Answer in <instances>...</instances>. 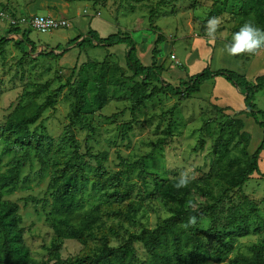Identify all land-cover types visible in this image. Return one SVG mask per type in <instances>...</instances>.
Segmentation results:
<instances>
[{
  "label": "trees",
  "instance_id": "trees-1",
  "mask_svg": "<svg viewBox=\"0 0 264 264\" xmlns=\"http://www.w3.org/2000/svg\"><path fill=\"white\" fill-rule=\"evenodd\" d=\"M217 2L215 6L219 4ZM223 2L228 4L223 9L229 10L235 21L231 36L249 21L264 29V0ZM168 3L172 0H157L150 8L148 18L151 27L158 8ZM3 7V10L11 11L7 4ZM212 14L214 12L205 20ZM29 31L10 26L6 32L20 35V38L13 40L0 36V55L10 41H14L21 59L34 52L36 46L28 38ZM161 40L159 33L151 49L150 64L144 65L137 55L134 40L127 32L117 31L101 37L96 30L88 28L85 34L68 40L66 46L74 45L80 51L86 45L111 47L123 44L126 69L111 60L113 55L110 53L99 61L88 58L78 67L71 68L65 83L56 88H50L49 82L35 83L22 93L23 101L11 107L0 126V141L5 143L3 149L13 153L9 167L2 171L0 152V264L221 263L232 253L234 239L250 233L251 218L260 217L256 203L249 199L242 187L254 173L264 177L258 165V157L264 150V111L254 103L255 92L264 89V75H258L254 82H250L245 75L234 70L212 69L206 65L176 85L165 82L161 78L164 67L162 63L158 64L157 59V43ZM64 52L42 49L38 57L55 59ZM215 77H222L242 90L244 109L217 122L218 132L210 138L208 171L194 177L187 187L176 189L178 176L162 177L147 171L146 165L151 159L149 154L137 159L134 164L141 178L145 173L152 177L153 187L148 194L158 198L168 208L169 215L151 228L143 226L135 231L127 228L123 234L119 233L121 228L134 221L143 203L140 197L137 200L131 197L134 184H122V171H105L106 152L91 153V135L96 131L94 123L97 117L114 123L115 129L126 135L139 123L138 114L148 101L166 94L177 96L180 102L199 92L202 84ZM65 90L69 102L64 132L65 139L73 147L70 152H62L60 144L54 146L53 138L41 121L38 122L44 110L53 108ZM113 100L126 101L128 106L118 112L101 115L98 110ZM175 108L176 104L166 111L171 115L164 129L166 137L173 135ZM213 109L218 113L222 110L218 106ZM126 111L130 118L121 120ZM242 114L251 117L262 129L261 141L252 152L247 148L250 135L244 130ZM211 121L210 117H203L202 129L208 130ZM78 129L90 131L84 139V152L80 151L75 139ZM166 139L158 138L157 146L166 143ZM203 143L201 140V147ZM31 152L42 167L49 164L52 168L47 185L51 201L46 215L51 228V243L41 260L34 258L24 243L25 231L18 204L3 197L4 190H12L19 183L22 167ZM85 157L94 160L96 165L92 171L85 169ZM88 195L97 203L85 208ZM138 196H141V191ZM125 200L127 203L122 205ZM218 213H223V217L220 218ZM205 218L208 224L201 229L198 224ZM105 220L114 223L106 229ZM111 236H117L121 241L112 244ZM66 240L75 241L83 248L88 246L89 251L83 255L63 257L61 250ZM89 240H96L98 244L90 247ZM230 264H264V243L251 245L249 253L236 252Z\"/></svg>",
  "mask_w": 264,
  "mask_h": 264
},
{
  "label": "rangeland",
  "instance_id": "rangeland-1",
  "mask_svg": "<svg viewBox=\"0 0 264 264\" xmlns=\"http://www.w3.org/2000/svg\"><path fill=\"white\" fill-rule=\"evenodd\" d=\"M3 1L5 0H0V9L4 8ZM66 1L71 3L73 10L78 9L82 13L83 18L78 23V20L71 22L68 19L69 27L49 31L30 29L28 38L35 44L36 50L29 52L28 49L29 55L22 59L14 41L4 46L3 55H0V126L11 107L23 101L21 95L24 90H30L35 83L44 82H49L50 88H56L65 83L72 67H78L88 58L99 61L107 53L113 52L111 60L114 59L119 66L126 69L125 50H122L125 46L122 44L111 48L86 45L80 51L78 47L66 46L68 40L83 35L85 26H89L90 23V28L98 29L101 37L117 31L127 32L134 40L137 55L139 54L138 57L144 65L150 64L151 49L160 33L162 40L157 43L159 49L157 59L164 67L161 78L174 85L199 72L206 65L212 69L216 66L237 71L245 75L250 82H254L256 76L264 75V50L255 55L232 56V60L223 57L217 61L218 64L215 61L211 64L212 57L208 59V63L202 62L203 59H198V54L202 49L214 50L219 42H231V29L235 21L229 10L223 9V6H228L223 2L224 0H217L219 4L216 6L214 4L216 0H172V3L158 8L157 14L153 17V27L149 24V10L155 6L157 0ZM9 9L11 10L10 7ZM97 12L98 15H96ZM213 12L212 17H218L221 21L214 39L207 34V21L212 17L205 20ZM12 13L16 14V12ZM106 21V27L101 28L100 26L105 25L101 22ZM8 28L6 22L0 21V36L13 40L20 38V35L8 34L6 32ZM39 45L42 47L38 48ZM42 49L53 51V53H60L63 50L65 52L55 59H47L44 56L38 57ZM189 52H193L192 55L196 54V56H189ZM210 55L209 53L208 57ZM125 71L126 74H130L128 70ZM214 79L202 84L199 92L180 102L177 96L166 94H160L153 101H148L138 114L139 123L126 135H121L115 129L114 123L97 117L94 123L96 131L91 135V153L106 152L107 160L103 163L105 171L107 173L122 171V184H134L135 188L131 197L136 200L140 197L143 203L134 221L126 224L123 229L119 230V233L123 234L127 228L131 231L143 226L151 228L157 221L169 215L168 208L158 198L148 194L151 193L153 187L152 177L145 173L142 175L143 179L141 178L138 174V167L134 164L137 159L149 154L151 159L147 162L146 170L150 173L156 172L162 177H179L181 172L189 169L194 177H198L208 171L211 162L210 138L218 132L217 122L226 115L244 109V104L241 103L242 90L235 87L238 91L236 96L233 90L229 92L223 82ZM68 102L65 90L58 96L55 106L45 109L38 121H41L46 132L53 138L54 146L62 145V152H70L73 149L65 139L64 132ZM254 103L264 111V89L255 92ZM174 104L176 108L172 118L176 121V125L173 135L166 137L164 129L171 117L166 111ZM127 106L126 101L113 100L98 112L101 115H109ZM214 106L222 110L218 113L213 109ZM203 117H210L212 120L208 130L202 129ZM240 117L244 121V130L250 135L247 148L249 152H252L261 141L262 129L251 117L245 114ZM128 118H130L128 111L120 117L121 120ZM88 133L90 131L79 129L75 132L77 146L81 152L85 151L84 139ZM158 138H167L166 143L157 146ZM201 140H204L202 147L200 146ZM4 144L0 141L2 171L9 167L13 156L12 152L3 149ZM95 165L94 160L85 157L86 170L92 171ZM258 165L264 173V150L258 157ZM51 173L52 168L49 164L42 167L31 152L29 159L22 167L19 183L12 190L3 191L4 198L18 204L25 231L24 243L30 249L32 256L40 260L47 254L46 247L51 243V228L46 221L51 201L47 192ZM242 188L249 199L256 203L260 218H251L250 233L234 239L233 251L223 262L205 264H230L236 252L249 253L251 245L264 243V177L254 173ZM140 191L141 196H138ZM127 201H123L122 205H125ZM84 203L87 208L97 202L88 195ZM223 215V213H218L220 218ZM110 223L114 222L105 220L104 227L107 229ZM207 224L208 219L205 218L198 226L204 229ZM120 241L119 237L111 236L112 244ZM97 244L96 240L88 241L90 247ZM61 251L62 256L66 257L86 254L89 249L88 246L83 248L75 241L66 240Z\"/></svg>",
  "mask_w": 264,
  "mask_h": 264
},
{
  "label": "crops",
  "instance_id": "crops-1",
  "mask_svg": "<svg viewBox=\"0 0 264 264\" xmlns=\"http://www.w3.org/2000/svg\"><path fill=\"white\" fill-rule=\"evenodd\" d=\"M3 3L7 4V6L11 8V11L16 12V14L32 15V14H39V13L45 12V13H43V15H51V16L58 17V18H65L67 20L69 19V21H71V22L74 20H76V21L78 20L77 23L79 22V20H81L83 18L82 13L78 9L73 10L71 3L69 4V2L66 0H5V1H3ZM38 11H40V12H38ZM96 15H97V13H96ZM90 24H89V26H85V29L82 32L83 34H85L87 32L88 28H90ZM101 24L102 25L105 24L104 26H100L101 28L106 27L107 21L101 22ZM94 30H96L98 32V29H94ZM224 44L225 43H223V42H219L218 44H216V46L217 45L218 46L214 50L202 49V51L198 54V59H203L202 62L206 61V63H208V59L210 57H212V60L210 61L211 64L214 61L216 62V64H218L217 61L221 60L223 57L227 58L228 60H232L233 57L229 56L227 54H225L223 56L219 55L218 50ZM118 45H121V44H118ZM114 46H117V45H114ZM114 46H111V47H114ZM37 47L41 48L42 46L39 45ZM70 47L73 48L75 46L70 45ZM122 50H125V47L122 48ZM109 53L114 55L113 52H109ZM192 53L193 52H191V53L189 52L188 53L189 56H193V57L196 56V54L192 55ZM209 53L211 55L208 57ZM138 56H139V54H138ZM158 64H160L159 61H158ZM213 65H214V63H213ZM215 69H219V68H217L215 66ZM222 79H224V78L217 77V79H214V80H219L220 82H223V84L229 89V92H232V90H233L234 91L233 93L237 96L238 91L235 90V86L231 85L225 79L224 80H222ZM236 92H237V94H236ZM241 103L243 105V99L242 98H241Z\"/></svg>",
  "mask_w": 264,
  "mask_h": 264
},
{
  "label": "clouds",
  "instance_id": "clouds-1",
  "mask_svg": "<svg viewBox=\"0 0 264 264\" xmlns=\"http://www.w3.org/2000/svg\"><path fill=\"white\" fill-rule=\"evenodd\" d=\"M220 23L218 17H212L207 21V34L209 37L215 38ZM261 50H264V29L249 21L233 33L230 43H225L218 51L220 56L227 54L235 57L259 54ZM192 179H194V174L190 169L181 172L175 188L187 187Z\"/></svg>",
  "mask_w": 264,
  "mask_h": 264
},
{
  "label": "built area",
  "instance_id": "built-area-1",
  "mask_svg": "<svg viewBox=\"0 0 264 264\" xmlns=\"http://www.w3.org/2000/svg\"><path fill=\"white\" fill-rule=\"evenodd\" d=\"M0 21L6 22L8 27H20L22 30L49 31L70 26V22L65 18L43 14L16 15L2 9H0Z\"/></svg>",
  "mask_w": 264,
  "mask_h": 264
}]
</instances>
